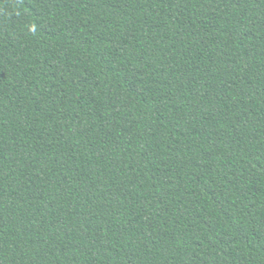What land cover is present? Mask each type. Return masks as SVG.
Listing matches in <instances>:
<instances>
[{
  "label": "trees",
  "instance_id": "16d2710c",
  "mask_svg": "<svg viewBox=\"0 0 264 264\" xmlns=\"http://www.w3.org/2000/svg\"><path fill=\"white\" fill-rule=\"evenodd\" d=\"M0 264H264V0H0Z\"/></svg>",
  "mask_w": 264,
  "mask_h": 264
}]
</instances>
